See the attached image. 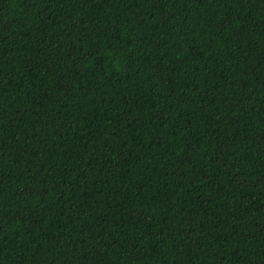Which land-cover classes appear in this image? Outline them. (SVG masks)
<instances>
[{
	"label": "trees",
	"instance_id": "trees-1",
	"mask_svg": "<svg viewBox=\"0 0 264 264\" xmlns=\"http://www.w3.org/2000/svg\"><path fill=\"white\" fill-rule=\"evenodd\" d=\"M0 264H264V0H0Z\"/></svg>",
	"mask_w": 264,
	"mask_h": 264
}]
</instances>
